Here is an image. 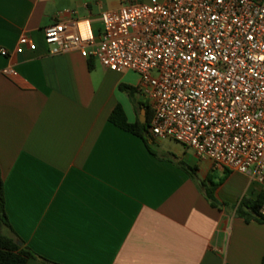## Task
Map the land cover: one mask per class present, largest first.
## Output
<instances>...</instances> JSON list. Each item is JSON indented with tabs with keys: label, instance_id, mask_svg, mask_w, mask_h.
Wrapping results in <instances>:
<instances>
[{
	"label": "crops",
	"instance_id": "obj_1",
	"mask_svg": "<svg viewBox=\"0 0 264 264\" xmlns=\"http://www.w3.org/2000/svg\"><path fill=\"white\" fill-rule=\"evenodd\" d=\"M134 1L150 0H0V168L9 222L26 247L59 264H263L264 224L237 214L242 205L253 213L261 182L181 144L167 151L156 140L152 153L110 121L118 105L130 123L146 113L120 89L139 87V77L132 84L131 71L112 72L80 51L50 53L44 29L54 21L89 20L99 33L102 13ZM22 36L36 50L16 53ZM137 101L147 102L142 94ZM181 162L196 169L194 178Z\"/></svg>",
	"mask_w": 264,
	"mask_h": 264
},
{
	"label": "built area",
	"instance_id": "obj_2",
	"mask_svg": "<svg viewBox=\"0 0 264 264\" xmlns=\"http://www.w3.org/2000/svg\"><path fill=\"white\" fill-rule=\"evenodd\" d=\"M101 20L99 33L89 20L54 21L44 29L51 55L80 51L135 72L155 140L264 185V0L134 1ZM36 48L22 36L15 52Z\"/></svg>",
	"mask_w": 264,
	"mask_h": 264
},
{
	"label": "trees",
	"instance_id": "obj_3",
	"mask_svg": "<svg viewBox=\"0 0 264 264\" xmlns=\"http://www.w3.org/2000/svg\"><path fill=\"white\" fill-rule=\"evenodd\" d=\"M89 67L90 69L93 68V59H90ZM120 89L123 92L127 93L129 98L135 105H138V107H143L146 110V114H147L146 122L142 123L141 120L138 119L136 122L130 123L121 105H118L115 108V110L110 116V121L114 123L116 126L120 127L121 129L133 133L134 135L140 137L146 143L148 149L152 153L156 154V152L153 150V147L156 146L157 141L152 137V135L149 132L152 111L147 102L139 101V103H137L138 97H140V95L142 94L141 87L140 86L133 87L127 84H122L120 86ZM180 167L184 169L188 174H190L192 178L195 177V172H196L195 168L189 166L185 162H181ZM206 195L207 198L212 203V205L216 206V201L213 196V190L209 189ZM263 202H264V196L260 197V199L257 200L255 205L250 207L253 213L258 215L257 217H255L253 213L245 211L243 205L238 208L237 214L239 216L244 217L246 221L256 220L264 224V215L261 212ZM244 205L249 206V203L244 202ZM0 225L6 226L10 229L9 234H4L0 231V264H27V262L30 259H36V258L48 264H59L36 254L33 250L26 247L24 242L18 237V235L13 230L9 222L8 214L6 212L4 183H3L1 168H0ZM19 242H21L23 245H19ZM263 264H264V258H263Z\"/></svg>",
	"mask_w": 264,
	"mask_h": 264
},
{
	"label": "rangeland",
	"instance_id": "obj_4",
	"mask_svg": "<svg viewBox=\"0 0 264 264\" xmlns=\"http://www.w3.org/2000/svg\"><path fill=\"white\" fill-rule=\"evenodd\" d=\"M132 73H133L134 78H135V81H133L132 84H136L139 76L135 72H132ZM158 147H160V149H164L167 151H173L176 147L180 148L181 146L179 143H177L173 140H164V142H162V145H159ZM5 230H6V228L2 229L3 232H5Z\"/></svg>",
	"mask_w": 264,
	"mask_h": 264
},
{
	"label": "water",
	"instance_id": "obj_5",
	"mask_svg": "<svg viewBox=\"0 0 264 264\" xmlns=\"http://www.w3.org/2000/svg\"><path fill=\"white\" fill-rule=\"evenodd\" d=\"M143 114H144V116L141 117V122L145 123V121H146V118H145L146 113H145V111L143 112ZM245 210H249L248 207H245ZM255 216L257 217L258 215L255 214ZM19 245H22V243H19Z\"/></svg>",
	"mask_w": 264,
	"mask_h": 264
}]
</instances>
